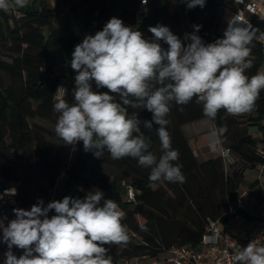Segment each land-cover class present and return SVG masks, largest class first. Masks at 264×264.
<instances>
[{"label": "trees", "instance_id": "16d2710c", "mask_svg": "<svg viewBox=\"0 0 264 264\" xmlns=\"http://www.w3.org/2000/svg\"><path fill=\"white\" fill-rule=\"evenodd\" d=\"M141 1L30 0L27 7L20 8V14L0 11V185L17 187L20 199L27 203L33 194H44L54 187L58 175L66 170L68 178L60 200L64 196L83 198L93 188L102 190L106 199L117 202L124 211L122 222L130 236L126 246H107L113 264L157 257L175 246L198 247L207 219L228 223L246 171L264 164V157L259 154L264 147V91L250 114L231 116L222 110L215 120L211 119L215 129H224L219 135L220 144L230 150L235 160L227 171L219 156L199 160L183 130L184 126L207 118L202 106L193 101L181 112L172 104L167 129L172 147L180 153L178 163L186 177L183 184L158 182L150 186V170L138 166L135 159L113 160L107 151L103 158H95L83 151L82 142L77 144L74 158L66 160L69 146L61 139L57 145L53 143L51 131L37 123L36 120L56 121L58 114L53 111V104L60 86L66 87L63 98L72 101L75 83H64L57 73L58 54L74 48L85 35L102 30L112 17L122 19L148 38L152 35L149 26L157 24L168 26L181 39L197 24L202 25L198 35L206 43L222 37L219 29L229 8L225 0H206L204 8L194 9H187L179 0H148L141 8ZM118 4L120 10L114 16L113 9ZM260 24L264 26L263 21ZM250 47L253 67L247 75L252 76L264 72V44L254 39ZM66 64L73 78L70 63ZM136 111L142 119H151L146 110ZM251 129H256L260 137L250 133ZM143 131L151 151L159 155L155 127ZM102 166L123 176L112 178L99 171ZM258 185L256 179L247 187L254 191L252 208L238 213L247 225L257 221L263 201ZM127 186L134 189V203L125 200ZM141 226L148 230L143 231Z\"/></svg>", "mask_w": 264, "mask_h": 264}, {"label": "clouds", "instance_id": "9594fccd", "mask_svg": "<svg viewBox=\"0 0 264 264\" xmlns=\"http://www.w3.org/2000/svg\"><path fill=\"white\" fill-rule=\"evenodd\" d=\"M179 2L187 9L206 5V0ZM29 4L30 0H0V11L11 13ZM201 28L193 25V31L181 39L168 26L157 24L149 26L148 38L112 17L102 30L85 35L70 61L75 73L72 101L61 94L53 104L58 114L56 135L73 152L82 142L83 151L95 158H103L107 151L113 160L135 159L138 166L150 170V186L183 184L180 153L172 147L167 129L172 104L183 112L195 101L205 117L215 120L222 110L231 116L250 114L264 91V72L247 75L253 67L250 46L254 39L264 41V33L257 37L258 29L250 23L232 20L221 38L206 43L198 35ZM137 109L149 112L151 119H142ZM154 127L159 155L151 151L143 131ZM223 132L219 128L210 135ZM5 194L15 195L16 189ZM12 212V219L0 214V244L6 245L3 264H113L107 246L130 242L122 222L124 211L96 188L83 198L64 196L47 204L38 199L30 209L17 207ZM234 261L264 264V244L250 241L240 246Z\"/></svg>", "mask_w": 264, "mask_h": 264}, {"label": "built area", "instance_id": "2783aa9c", "mask_svg": "<svg viewBox=\"0 0 264 264\" xmlns=\"http://www.w3.org/2000/svg\"><path fill=\"white\" fill-rule=\"evenodd\" d=\"M229 6L226 13V20L223 21L219 29V33L223 36V32L228 22L239 20L250 23L258 29L257 37L264 32V26L260 22H264V0H225ZM146 4L141 1V8ZM20 14V8L13 11ZM261 20L260 22H258ZM259 40V39H257ZM260 41V40H259ZM264 44V41H261ZM62 87V88H61ZM66 87L60 86L55 95V99L61 94H65ZM218 156L231 166L235 163L234 157L230 150L224 148H215ZM259 154L264 157V147L259 149ZM259 172V185L257 189L263 196V201L257 213V221L252 225H247L245 220L238 215L239 211L247 210L248 205L252 203L253 190L249 188L241 189L237 201L234 203L230 214L233 218L228 223L220 220L207 219L205 233L198 247L190 248L186 246H175L167 250L157 257H139L126 260L122 264H235L234 256L241 246H246L250 241H256L258 244H264V183L261 176L264 175V164L257 166ZM68 178L66 170H63L57 177L55 186L50 188L46 193H35L31 199L24 203L19 196L17 187L12 185H0V214L7 215L9 219L14 218L12 209L23 208L30 209L38 199H43L45 204L52 200H57V195L61 192L62 187ZM15 188V195H6V190ZM125 200L128 203L135 202V192L131 186L126 187ZM53 213H49L52 215ZM237 220V222H236ZM241 220V224H238ZM246 223V224H243ZM247 225V226H246ZM6 251V245L0 244V264H3V253ZM16 255H20L19 250H13Z\"/></svg>", "mask_w": 264, "mask_h": 264}, {"label": "crops", "instance_id": "0c3cea01", "mask_svg": "<svg viewBox=\"0 0 264 264\" xmlns=\"http://www.w3.org/2000/svg\"><path fill=\"white\" fill-rule=\"evenodd\" d=\"M61 59L62 60L59 61L58 58V67L56 71L63 77V82L68 84L74 81V77H70L69 68L66 64L67 62L70 63L71 60L69 56L65 54L61 55ZM183 129L192 147H194V145L196 146L193 149L199 160L206 161L218 156V151L214 150V147L220 149L222 146L219 141V136L210 135V133L215 130V125L211 119L204 118L184 126Z\"/></svg>", "mask_w": 264, "mask_h": 264}, {"label": "rangeland", "instance_id": "374dc122", "mask_svg": "<svg viewBox=\"0 0 264 264\" xmlns=\"http://www.w3.org/2000/svg\"><path fill=\"white\" fill-rule=\"evenodd\" d=\"M119 10H120V4H118L114 9H113V15L114 16H118V13H119ZM227 17H225L224 21L226 20ZM74 51V49L72 48L71 50H67L65 52H60L58 54V58H59V61H61V55L62 54H65L67 56H69L70 60L72 58V52ZM66 60V59H64ZM74 72V71H73ZM38 124L44 126L45 128L49 129L52 133L51 137H50V140L55 143L56 145L60 142V138L56 135L55 133V124H56V121H52V122H47V121H41V120H36ZM184 130V129H183ZM185 132V131H184ZM250 133H252L254 136H258L260 137V135L258 134L257 130L256 129H251L250 130ZM186 134V132H185ZM77 146V145H76ZM192 146V145H191ZM194 147H196L194 145ZM192 147V148H194ZM194 150V149H193ZM195 153V151H194ZM74 158V152L72 151L71 149V146H69V150L67 151V155H66V160H71ZM224 168H225V171L229 170L230 166L227 165L225 162H224ZM99 171L105 173L106 175H110L112 178L114 177H122L123 175L118 172L117 170L115 169H112V168H108L107 166H102L101 169H99ZM259 178V172L257 169H248L245 173V178H244V183H243V189L247 188L252 182H254L256 179ZM261 181L262 183H264V175L261 176ZM41 186L43 188H46V183L42 182L41 183ZM60 197H61V192L58 193L57 195V200H60ZM252 203L250 205H248L247 207V210H250L252 208ZM237 222V220H236ZM241 220H238V224H241ZM243 224H246V223H243ZM247 226V225H246Z\"/></svg>", "mask_w": 264, "mask_h": 264}]
</instances>
